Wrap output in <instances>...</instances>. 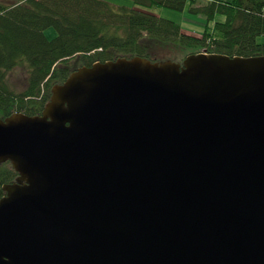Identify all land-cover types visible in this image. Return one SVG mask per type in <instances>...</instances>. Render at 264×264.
Returning a JSON list of instances; mask_svg holds the SVG:
<instances>
[{"label":"water","instance_id":"water-1","mask_svg":"<svg viewBox=\"0 0 264 264\" xmlns=\"http://www.w3.org/2000/svg\"><path fill=\"white\" fill-rule=\"evenodd\" d=\"M7 161L0 264H264V54L80 66Z\"/></svg>","mask_w":264,"mask_h":264},{"label":"trees","instance_id":"trees-1","mask_svg":"<svg viewBox=\"0 0 264 264\" xmlns=\"http://www.w3.org/2000/svg\"><path fill=\"white\" fill-rule=\"evenodd\" d=\"M132 1L133 7L105 0H0V118L40 114L53 85L94 62L134 56L181 62L199 52L264 54V0ZM186 6L206 19L200 36L149 10ZM50 27L56 31L53 39L44 34ZM16 69L26 76L21 90L8 81ZM17 175L9 161L0 163V198L3 184Z\"/></svg>","mask_w":264,"mask_h":264},{"label":"rangeland","instance_id":"rangeland-1","mask_svg":"<svg viewBox=\"0 0 264 264\" xmlns=\"http://www.w3.org/2000/svg\"><path fill=\"white\" fill-rule=\"evenodd\" d=\"M105 1H108L115 5H125L128 7L135 6L132 0H105ZM196 1H197L196 4L201 5L207 0H196ZM149 10L163 18L179 23L180 26L182 27V30L185 33L193 34L195 36H200L205 30V23H206L205 17L203 15L191 14L189 11V6H186L182 11H174L166 7H153ZM216 19L222 20L223 16L218 14ZM209 25L212 26L213 23H209ZM44 34L47 37V39H53L56 35V31L53 27H50L45 30ZM25 78H26L25 74L20 69H16L14 72L9 74L8 81L12 88L16 90H21L24 86Z\"/></svg>","mask_w":264,"mask_h":264}]
</instances>
